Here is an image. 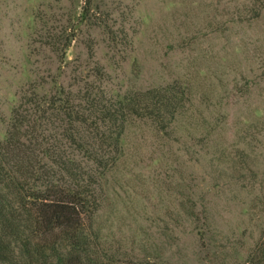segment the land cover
Wrapping results in <instances>:
<instances>
[{
  "label": "trees",
  "instance_id": "1",
  "mask_svg": "<svg viewBox=\"0 0 264 264\" xmlns=\"http://www.w3.org/2000/svg\"><path fill=\"white\" fill-rule=\"evenodd\" d=\"M221 1L218 16H205L201 28L191 23L196 7L180 1L173 16L180 34L165 48L186 54L187 63L181 73L165 66L147 86L135 61L122 86L113 76L118 60H95L96 31L106 34L111 53L131 50L133 40L127 29L91 20L92 0L84 1L81 21L68 28L78 32L85 23L87 58L71 68L67 85L66 72L59 81L41 76L57 90L25 92L0 139V264H187L177 249L187 232L204 253L195 264H264V178L254 137L230 131L222 106L246 91L233 84L221 95L229 74L243 75L244 47L201 51L208 37L229 42L233 30L245 33L264 9ZM56 31L39 34V46L65 69L72 62L59 56L70 42L63 45ZM252 122L243 128L264 131L263 119ZM193 167L204 169L207 191ZM230 205L241 209L234 225L224 215Z\"/></svg>",
  "mask_w": 264,
  "mask_h": 264
},
{
  "label": "rangeland",
  "instance_id": "2",
  "mask_svg": "<svg viewBox=\"0 0 264 264\" xmlns=\"http://www.w3.org/2000/svg\"><path fill=\"white\" fill-rule=\"evenodd\" d=\"M84 1L0 0V139H3L5 135L6 122L11 109L20 103V98L24 97L25 92L29 91L30 95L33 93L41 97L43 94L49 96L57 90V86L53 83H40L41 76H49L48 81H54V79L59 81L62 78V72H66L67 77L61 81L63 85H67L71 83L69 80L71 68H76L78 63L87 58V51L81 44L87 39L85 23L78 25V32L76 27L73 31L72 28H68L71 22L76 24L81 21L79 14L82 12L80 8L84 5ZM180 1L182 0H92L89 8L91 20L101 22L106 26L112 25L114 30L118 26L124 32L127 29L128 35L133 40L131 50L111 53L107 49L106 34L101 30L92 34L95 60L100 64H105L108 59L118 60L120 63L113 74L117 76V80L114 81L117 85L124 86L125 79L131 77L134 61L141 70L142 86L156 82V74L165 66L178 73L182 71V68L184 70L187 55L179 51L168 52L165 48L166 44H170V39L180 34L176 27L181 19L175 22L173 17L178 14ZM185 1L191 2V6L196 7L193 19L188 20H191L196 28L202 27L204 24L202 19H205V16L210 18L214 14L218 16V11L221 9L220 5L218 6V0ZM227 1L222 0L221 3L226 4ZM240 2L248 5L249 9H256L258 5L264 9L262 5L264 1L261 3V0H240ZM225 6L230 11L233 2ZM49 28H57L56 34L60 33L63 36L60 38V40L63 39V45L70 42V46L63 52L60 51L62 55L59 56L60 58L65 57V62H72L68 68L64 69V64L57 60V56L43 49L41 45L39 46L40 40L37 36ZM242 31L233 30L232 33H235L236 37L230 39L229 42L215 41L212 37H208L211 41L205 40L201 51L208 48L207 50H213L211 52L215 55L220 54L218 50L222 47L233 46L234 48L235 45L240 44L244 47L243 51H245L244 55L247 60H241L242 68L244 66L243 75L242 77L237 76L239 71L229 74L227 91L221 95H227L233 84H236L241 91H246L241 96L237 95L229 101L227 99L229 102L227 104H223L225 102L222 101V106L224 105L230 115L228 122L230 131L245 129L248 135L254 137L252 142L249 141V137L247 140L252 145L254 156L257 159V170L260 172V178L263 179L264 131L257 134V128L249 127L247 130L243 128V125L253 126L254 119H263L264 122V10H261L258 19L250 22L245 33ZM227 51L231 50L227 49ZM196 53L200 52L196 51ZM240 53H242L241 48ZM34 82L41 84V87L35 89ZM212 82L216 83L214 80ZM218 85H220L219 82ZM190 170L194 172L191 175L197 177V184L207 191L211 183L204 175V169L193 167ZM238 198L239 200L246 199L243 195ZM214 202L220 204L221 208L223 207L224 200L220 199V196L217 195ZM229 207L224 215L234 225L239 221L241 209L235 205ZM254 235L257 236V234ZM181 237L177 249H181L182 254L189 257L187 264H195L196 258L201 259L204 255L199 249L198 237L188 232ZM174 260L178 258L174 257Z\"/></svg>",
  "mask_w": 264,
  "mask_h": 264
}]
</instances>
